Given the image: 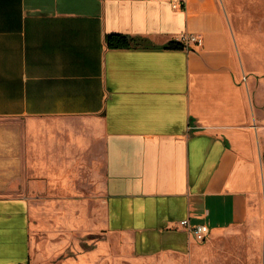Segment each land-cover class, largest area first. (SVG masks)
I'll use <instances>...</instances> for the list:
<instances>
[{"label":"crops","instance_id":"1","mask_svg":"<svg viewBox=\"0 0 264 264\" xmlns=\"http://www.w3.org/2000/svg\"><path fill=\"white\" fill-rule=\"evenodd\" d=\"M72 167L99 182L114 250L243 264L229 243L264 194V0H0V264H88L32 218L41 177Z\"/></svg>","mask_w":264,"mask_h":264},{"label":"rangeland","instance_id":"2","mask_svg":"<svg viewBox=\"0 0 264 264\" xmlns=\"http://www.w3.org/2000/svg\"><path fill=\"white\" fill-rule=\"evenodd\" d=\"M71 169V173L65 174L70 175L66 181L61 174L50 179L41 177L45 180L43 188L30 200L35 214L31 217L40 224L41 235L64 239L71 245L72 254L88 252V264H150L129 257L126 250H114L107 239L101 242L96 233L103 212L100 184L95 182V175ZM253 210L251 223L239 230L229 246L241 250L243 264H264V194L253 203ZM97 241L98 246L103 243L98 249Z\"/></svg>","mask_w":264,"mask_h":264},{"label":"built area","instance_id":"3","mask_svg":"<svg viewBox=\"0 0 264 264\" xmlns=\"http://www.w3.org/2000/svg\"><path fill=\"white\" fill-rule=\"evenodd\" d=\"M179 42L183 43L184 45L194 44L196 46H199L201 44V39L196 36H181ZM179 226L181 229L192 233L195 240L197 241L205 240V238L209 233V229L206 225L204 224L190 225L186 219L181 220L179 222Z\"/></svg>","mask_w":264,"mask_h":264},{"label":"trees","instance_id":"4","mask_svg":"<svg viewBox=\"0 0 264 264\" xmlns=\"http://www.w3.org/2000/svg\"><path fill=\"white\" fill-rule=\"evenodd\" d=\"M106 44L110 48H117V47H128V40L122 36L118 35H108L106 37ZM183 46L179 42H170L167 44L166 48L169 49H181ZM28 264V263H24Z\"/></svg>","mask_w":264,"mask_h":264}]
</instances>
